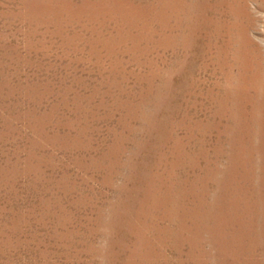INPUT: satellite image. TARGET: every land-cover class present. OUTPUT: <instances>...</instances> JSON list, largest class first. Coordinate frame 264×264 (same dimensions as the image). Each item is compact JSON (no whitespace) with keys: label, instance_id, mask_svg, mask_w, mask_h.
I'll use <instances>...</instances> for the list:
<instances>
[{"label":"rangeland","instance_id":"obj_1","mask_svg":"<svg viewBox=\"0 0 264 264\" xmlns=\"http://www.w3.org/2000/svg\"><path fill=\"white\" fill-rule=\"evenodd\" d=\"M0 264H264V0H0Z\"/></svg>","mask_w":264,"mask_h":264}]
</instances>
